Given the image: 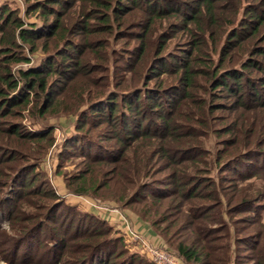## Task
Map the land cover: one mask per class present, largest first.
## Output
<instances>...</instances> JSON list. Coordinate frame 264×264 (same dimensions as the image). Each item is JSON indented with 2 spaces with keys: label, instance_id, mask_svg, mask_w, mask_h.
Wrapping results in <instances>:
<instances>
[{
  "label": "trees",
  "instance_id": "obj_1",
  "mask_svg": "<svg viewBox=\"0 0 264 264\" xmlns=\"http://www.w3.org/2000/svg\"><path fill=\"white\" fill-rule=\"evenodd\" d=\"M25 4L37 20L0 4V219L18 233L1 235L20 244L74 214L71 243L48 236L58 263L108 264L114 254L115 264H150L40 172L54 128L36 132L22 113H55L74 124L56 175L62 159H83L76 173L62 172L68 191H105L134 208L184 264H264V0ZM38 51V64L12 72ZM61 208L68 213L58 216Z\"/></svg>",
  "mask_w": 264,
  "mask_h": 264
},
{
  "label": "rangeland",
  "instance_id": "obj_2",
  "mask_svg": "<svg viewBox=\"0 0 264 264\" xmlns=\"http://www.w3.org/2000/svg\"><path fill=\"white\" fill-rule=\"evenodd\" d=\"M2 3H9L10 8L16 9L17 14L19 16H21V18L25 19L26 22L37 20V18L35 17V15L33 13H30L27 17L25 16V13H24V9L26 6L25 0H3V1H0V4H2ZM105 37L106 36H104V38ZM109 39L112 41L111 36H109ZM126 40L127 39H121L117 43H115L114 46H116V48H122L121 46L124 45L123 42H125ZM133 42H136V40H134ZM169 50L173 51V41L169 45L168 51ZM31 56H32V61L30 63L22 62V63L14 64L12 66V72L14 74H17V70L20 68H28L32 65L38 64V61L44 56V54L42 52L38 51L34 55L31 54ZM121 64H123V63H121ZM121 66H123V65H121ZM115 72H116L115 75H117V76H130V74H131L130 72H121L119 70H116ZM105 73L106 72L94 73V76L99 77ZM163 77L166 80L168 76H163ZM119 79H121V78H119ZM154 80H157V79L154 78ZM117 88L120 89L119 87H117ZM22 114H23V118L21 120L23 121V123L28 128H30L36 132L41 131L45 127L47 128V127L52 126L54 128L53 134L55 137V143L52 145V147L50 148V150L46 154V157L43 159V161L40 165L41 166L40 172H43V174H46V176H47L46 178L49 180V183H50L49 185H50L51 189L54 191V193L61 200H65V202L67 204L76 206L78 209H80L82 211H88V212L95 213L98 217H101L102 219H104L107 223V227L112 228L111 229L112 231L110 233L111 237L120 236V237L124 238L123 230L120 229V227L118 226V223L115 226V225L111 224L110 222H108L106 219V215H104L103 210H100L98 208L91 206L89 204V201L87 202V200L93 199L94 202H96L97 204L116 206L118 209H120L123 212V214L126 216L127 220L130 223H132V225L135 227L134 221L132 220L131 216H129L131 214L129 212L136 214V212H135L136 210L134 208H123L121 206V204H119L118 202L104 197V196L108 195L107 192H105V191H102L101 194H99V195H101L99 198L90 197L88 195L74 194V193L68 191L66 189V187H65L66 190L61 192L59 190L61 187L57 186V184L55 182V179L59 178L60 181L62 180L63 185H64L65 183H64V180L62 177V172H66V173H68V175H70V174L72 175V174L76 173L77 168H79V167H76V164L83 160L81 157H78V156L72 157V158L62 159L63 165H65V166L63 169H60V174L58 176L56 175L57 174L56 173L57 162H59V159L56 155L60 151V147L63 143V140L74 131L73 118L71 116L70 117H64V116H60V114L52 113L48 116L46 115L47 117H45L43 119L35 121L34 119H32L29 116L27 111H23ZM213 140H214L213 137H211L208 141H206V146L209 148H212L213 147ZM102 144H107V142L105 140H102ZM65 167H67V168H65ZM256 184L257 185L260 184V181H257ZM73 196H76L79 199V204L74 205L71 202H69V200L74 199ZM85 199H87V200H85ZM25 210H27V212H35V209H32L31 207L30 208L28 207ZM65 210H66L65 208H61L58 212V216H61V214L63 215V213H68ZM244 214H247V213H244ZM258 214H259V218H261L262 222H264V209L260 210V212ZM72 217H74L73 219L76 218V221L72 220V219H71V221L78 222L77 216L75 217L74 214H70V218H72ZM71 221H70V219H68V221L66 223H64V225L62 222L61 223H59V222L58 223H48V224L46 223L43 230L36 232L33 237L23 240L20 244L15 243V241H13L12 239L11 240L8 239L4 235H1L2 233H0V264H61V263L57 262V259H53V257L51 258V256H50L49 249H51V247L49 246V244L51 241L48 238V236H50L51 233H56V232L61 234V237L64 236V234H65L66 239H67V243H71L72 242V240H71L72 236L71 235L73 234V232L75 233V230H76L75 229L76 223L75 222L71 223ZM0 228L4 229L5 232L8 234V236L12 237L15 234L11 230L10 224H8V222L5 220L0 219ZM66 231H69V232L66 233ZM16 234H18V233H16ZM84 236H85V234L82 232L79 235L80 238H83ZM158 237L162 240V238L159 235H158ZM80 241L81 240H79V242ZM124 243H125V248L128 250L129 253H136L146 263L156 264L147 254H145L143 252H139L136 249H134V247L130 246L126 242L125 239H124ZM164 244L167 246V244L165 242H164ZM111 250H112V248L105 249L106 252H110ZM55 251L57 252V249ZM109 256H110V263H108V264H115L116 262H118L119 259H117L114 254H111ZM109 256H108V258H109ZM244 264H246V263H244Z\"/></svg>",
  "mask_w": 264,
  "mask_h": 264
},
{
  "label": "built area",
  "instance_id": "obj_3",
  "mask_svg": "<svg viewBox=\"0 0 264 264\" xmlns=\"http://www.w3.org/2000/svg\"><path fill=\"white\" fill-rule=\"evenodd\" d=\"M88 201L91 206L103 210L108 222L115 226L118 223L123 230L124 239L130 246L147 254L156 264H184L182 259L164 244L163 240L143 235L116 206L97 204L93 199Z\"/></svg>",
  "mask_w": 264,
  "mask_h": 264
},
{
  "label": "crops",
  "instance_id": "obj_4",
  "mask_svg": "<svg viewBox=\"0 0 264 264\" xmlns=\"http://www.w3.org/2000/svg\"><path fill=\"white\" fill-rule=\"evenodd\" d=\"M3 1V0H0ZM55 182L57 184V186H60L61 188L59 189L61 192L65 191V186L63 185L62 180L60 181L59 178L55 179ZM74 199L69 200V202H71L74 205L79 204V199L76 196H73ZM131 213L129 216H131L132 220L135 223V227L145 236L150 237V238H157L160 239L158 237V233H156V231L152 228V226L145 220L141 219L137 214ZM161 240V239H160Z\"/></svg>",
  "mask_w": 264,
  "mask_h": 264
}]
</instances>
